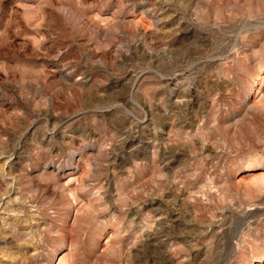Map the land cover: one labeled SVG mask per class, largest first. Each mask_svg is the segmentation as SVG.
<instances>
[{"label":"rangeland","instance_id":"obj_1","mask_svg":"<svg viewBox=\"0 0 264 264\" xmlns=\"http://www.w3.org/2000/svg\"><path fill=\"white\" fill-rule=\"evenodd\" d=\"M0 264H264V0H0Z\"/></svg>","mask_w":264,"mask_h":264}]
</instances>
